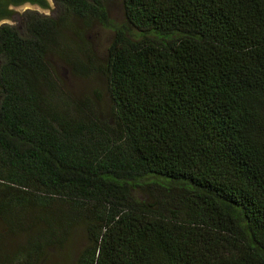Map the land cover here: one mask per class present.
I'll use <instances>...</instances> for the list:
<instances>
[{
  "label": "trees",
  "instance_id": "16d2710c",
  "mask_svg": "<svg viewBox=\"0 0 264 264\" xmlns=\"http://www.w3.org/2000/svg\"><path fill=\"white\" fill-rule=\"evenodd\" d=\"M54 1L0 27V226L25 236L0 264L77 226L75 264H264V0ZM66 17L111 31L101 57ZM90 73L104 109L66 82Z\"/></svg>",
  "mask_w": 264,
  "mask_h": 264
},
{
  "label": "rangeland",
  "instance_id": "374dc122",
  "mask_svg": "<svg viewBox=\"0 0 264 264\" xmlns=\"http://www.w3.org/2000/svg\"><path fill=\"white\" fill-rule=\"evenodd\" d=\"M98 3H101L105 9L108 18L116 23L121 24L123 22V12H122V0H97ZM46 17L50 18H60L62 16V11H60L54 3H48V10L44 11ZM9 24H17V22H8ZM67 26L71 27L72 31L81 32L84 40L88 41L90 49L97 54V57H101L105 51L106 46L108 45L112 33L109 29L101 26L97 22H90V24H85L83 20L77 18L66 17L65 22ZM15 24V25H16ZM17 28V27H16ZM18 29V28H17ZM63 35L69 36L67 31ZM64 38H62L63 40ZM65 42V40H63ZM62 41V42H63ZM63 73L66 75V72H69V68L64 66ZM71 81H70V80ZM70 82H69V81ZM67 84L74 86L76 92L79 94L83 92L93 103V106L96 110L104 109L106 106V92L103 81L96 73H90L87 77L83 79L74 80L72 77L67 76ZM53 204H50L48 208L33 207L29 210L31 217L30 221L33 222V219H37L39 216H52L58 218L63 214V216L68 215L69 207L62 201H53ZM32 218V219H31ZM10 234L8 233L6 227L3 225L0 226V238L1 244L4 246L3 252L8 253L11 256V253L14 249H17L18 246L22 243V238L24 235ZM20 243V244H19ZM87 243V237L85 230L81 226L75 227L71 232V235L63 241L61 244H55V246L48 247L46 255L44 257L43 264H75L78 253ZM19 244V245H18ZM2 252V253H3ZM11 252V253H9Z\"/></svg>",
  "mask_w": 264,
  "mask_h": 264
},
{
  "label": "flooded vegetation",
  "instance_id": "af4514ba",
  "mask_svg": "<svg viewBox=\"0 0 264 264\" xmlns=\"http://www.w3.org/2000/svg\"><path fill=\"white\" fill-rule=\"evenodd\" d=\"M48 3L56 2L54 0H0V27L8 25L21 30L26 14L46 17L44 11L48 10ZM8 22H17V24Z\"/></svg>",
  "mask_w": 264,
  "mask_h": 264
}]
</instances>
